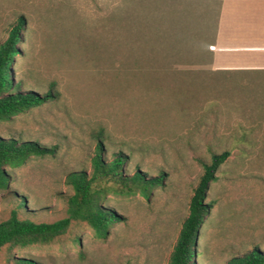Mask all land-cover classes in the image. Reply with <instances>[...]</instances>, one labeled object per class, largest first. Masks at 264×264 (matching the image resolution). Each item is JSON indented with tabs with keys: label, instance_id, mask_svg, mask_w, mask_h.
<instances>
[{
	"label": "rangeland",
	"instance_id": "rangeland-1",
	"mask_svg": "<svg viewBox=\"0 0 264 264\" xmlns=\"http://www.w3.org/2000/svg\"><path fill=\"white\" fill-rule=\"evenodd\" d=\"M200 2L0 0V41L16 18L25 23L15 81L39 93L54 81L58 91L57 98L0 120V136L54 147L53 154L8 169L0 221L13 209L35 222L65 217L71 193L65 175L90 171L91 133L100 128L107 155L122 151L126 170L165 178L148 199L110 195L108 205L121 220L105 238L72 221L49 244L1 248L0 264L15 257L34 264H168L202 163L224 150L230 155L207 193L213 206L198 239L199 264H224L255 247L264 252V72L213 70L200 36L184 45L197 22L205 29ZM209 3L215 16L218 3ZM168 4L182 14L167 24L160 17L162 34L153 38L157 23L149 32V7Z\"/></svg>",
	"mask_w": 264,
	"mask_h": 264
},
{
	"label": "trees",
	"instance_id": "trees-1",
	"mask_svg": "<svg viewBox=\"0 0 264 264\" xmlns=\"http://www.w3.org/2000/svg\"><path fill=\"white\" fill-rule=\"evenodd\" d=\"M200 1L204 5L203 13L200 16L205 18V29L203 31L199 29L202 20L197 22L196 28L190 29V34L186 35L183 43L185 46H193L201 37L202 45L199 49L206 46L209 50L207 54L211 64L221 0H214L218 3V11L215 16L210 13L209 0ZM204 1L207 4V9ZM168 5L167 10L149 7V32L152 30L151 23H157L155 27L157 30L155 29L153 38L162 34L160 17L167 24L166 21L170 23L177 19L175 16L178 13L182 14L181 9H177L178 6ZM24 25L23 17L16 18L10 25L5 38L0 41V120H10L17 114L58 97L54 81L49 84L48 90L39 93L34 90H24L22 81L14 79L12 67L15 57L19 54L18 45L21 42ZM228 72L260 73L264 71ZM91 136L95 139V144L90 156V171L73 170L65 175L64 182L71 190L66 198L67 215L49 223L35 222L28 218H20L18 210L13 209L8 218L0 221V250L3 247L13 250L49 244L65 234L72 221L85 223L97 237L105 238L111 228L121 220V215L108 205L107 200L110 195L125 197L139 194L148 199L157 187L163 186L165 179L163 172L149 177L139 168L128 171L125 168L127 157L122 151L113 152L108 156L102 145L105 136L103 128L92 132ZM243 137L245 138L244 135ZM53 153L54 147H47L38 141L0 136V189L8 187L11 179L8 169L22 165L31 157H41ZM229 155V150L213 153L208 162L202 163V173L192 190L188 213L182 221L177 239L169 255L168 264H199L198 239L205 218L213 206L212 201L206 202L207 193L210 184L217 179L216 172ZM24 202V197H20L17 207H22ZM11 264H34V261L27 257H15ZM224 264H264V252L255 247L228 259Z\"/></svg>",
	"mask_w": 264,
	"mask_h": 264
},
{
	"label": "crops",
	"instance_id": "crops-1",
	"mask_svg": "<svg viewBox=\"0 0 264 264\" xmlns=\"http://www.w3.org/2000/svg\"><path fill=\"white\" fill-rule=\"evenodd\" d=\"M211 68L264 71V0H221Z\"/></svg>",
	"mask_w": 264,
	"mask_h": 264
}]
</instances>
